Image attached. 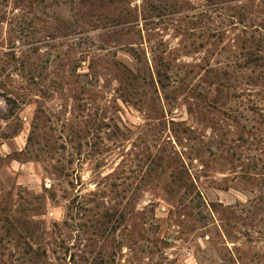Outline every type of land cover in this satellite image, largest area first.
<instances>
[{
	"label": "rangeland",
	"instance_id": "1",
	"mask_svg": "<svg viewBox=\"0 0 264 264\" xmlns=\"http://www.w3.org/2000/svg\"><path fill=\"white\" fill-rule=\"evenodd\" d=\"M0 264H264V0H0Z\"/></svg>",
	"mask_w": 264,
	"mask_h": 264
}]
</instances>
